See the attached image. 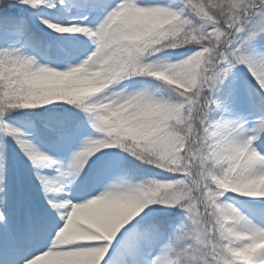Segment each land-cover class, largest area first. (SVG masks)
Masks as SVG:
<instances>
[{
	"label": "snow or ice",
	"instance_id": "6c2138e0",
	"mask_svg": "<svg viewBox=\"0 0 264 264\" xmlns=\"http://www.w3.org/2000/svg\"><path fill=\"white\" fill-rule=\"evenodd\" d=\"M0 264H264V0H0Z\"/></svg>",
	"mask_w": 264,
	"mask_h": 264
}]
</instances>
